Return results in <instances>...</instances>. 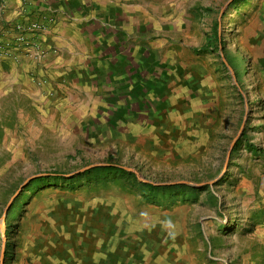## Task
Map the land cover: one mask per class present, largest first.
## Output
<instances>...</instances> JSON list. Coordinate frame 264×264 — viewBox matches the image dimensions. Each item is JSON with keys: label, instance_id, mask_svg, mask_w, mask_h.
<instances>
[{"label": "rangeland", "instance_id": "rangeland-1", "mask_svg": "<svg viewBox=\"0 0 264 264\" xmlns=\"http://www.w3.org/2000/svg\"><path fill=\"white\" fill-rule=\"evenodd\" d=\"M111 2L80 79L37 70L0 99V264H264V0ZM110 163L202 186L152 202L136 175L49 178Z\"/></svg>", "mask_w": 264, "mask_h": 264}, {"label": "crops", "instance_id": "crops-1", "mask_svg": "<svg viewBox=\"0 0 264 264\" xmlns=\"http://www.w3.org/2000/svg\"><path fill=\"white\" fill-rule=\"evenodd\" d=\"M57 1L0 0V48L3 50L0 53V99L25 93L29 86L28 75L37 70L57 77L80 79L87 65L101 58L100 40L105 35L106 24L104 20L95 19L93 14L95 10L98 14L106 10V15L115 18L117 4L108 5L107 0H63L61 17L49 26V22L42 19L52 16L55 12L52 8L56 5L52 3ZM39 21L46 29L28 36L31 46H18L15 28ZM34 47L49 50L48 57L42 62L33 60L30 52Z\"/></svg>", "mask_w": 264, "mask_h": 264}, {"label": "trees", "instance_id": "trees-1", "mask_svg": "<svg viewBox=\"0 0 264 264\" xmlns=\"http://www.w3.org/2000/svg\"><path fill=\"white\" fill-rule=\"evenodd\" d=\"M238 2H240V6L237 8V10H239L240 8H242L243 6L249 4L251 2V0H234L233 4H237ZM250 6V5H249ZM217 28H215V30L212 32V34L206 38L205 42L198 48H194L192 49L193 53L196 55H205V54H210L214 51V49L217 48V46L219 44H221L223 42L222 38L219 36V31H218V24H216ZM244 138H242L234 147L232 153H237L239 151V149L242 146V140ZM247 149L251 152V153H255L256 155L261 153L262 150L259 149L258 147L253 146L252 144H247ZM94 172H98L101 174H108V175H113V174H123V175H127L130 177H134V173L129 172L127 170H125L124 168L115 165L113 163L104 165V166H99V167H95L93 169H90L88 171H85L82 174L79 175H75V176H71V178H65V175H61V174H50L49 178L50 179H55V180H69L72 181L76 178V176H86V175H90ZM42 179H40L39 181H41ZM37 181V182H39ZM141 185L144 187L145 191L148 192V195H146L147 200L152 201V202H156L155 198L156 195L159 194H165L166 193H170V198H174V197H178V196H183V194H178L177 192H180V190L188 188V186L186 185H169V186H154L152 184L149 183H141ZM191 189H196V187H191ZM176 193V194H175Z\"/></svg>", "mask_w": 264, "mask_h": 264}, {"label": "built area", "instance_id": "built-area-1", "mask_svg": "<svg viewBox=\"0 0 264 264\" xmlns=\"http://www.w3.org/2000/svg\"><path fill=\"white\" fill-rule=\"evenodd\" d=\"M46 29V26L41 22H31L25 25H18L15 30L18 33V37L16 38V43L18 46H31L29 35L38 34ZM35 48V47H34ZM7 49V48H6ZM46 56L44 50L40 48H35L30 52V57L37 61L42 60Z\"/></svg>", "mask_w": 264, "mask_h": 264}, {"label": "water", "instance_id": "water-1", "mask_svg": "<svg viewBox=\"0 0 264 264\" xmlns=\"http://www.w3.org/2000/svg\"><path fill=\"white\" fill-rule=\"evenodd\" d=\"M92 167H94V166H92ZM92 167H88V168H86V169H84L83 171H85V170H87V169H90V168H92ZM125 170H127V171H129V172H132V173H134L137 177H138V179L140 180V181H142V182H144V183H149V184H152V185H154V186H158L159 184H156V183H154V182H151V181H148V180H146L145 178H143L140 174H138L135 170H133V169H129V168H124ZM162 186H169V185H190V186H192V187H201L202 185H195V184H192V183H190V182H186V181H182V182H176V183H168V184H161ZM20 189H23V185L20 187Z\"/></svg>", "mask_w": 264, "mask_h": 264}]
</instances>
